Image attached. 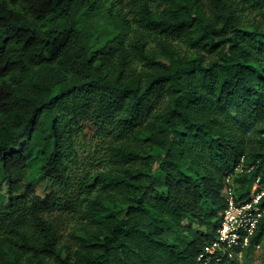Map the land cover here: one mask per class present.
<instances>
[{
	"label": "trees",
	"instance_id": "1",
	"mask_svg": "<svg viewBox=\"0 0 264 264\" xmlns=\"http://www.w3.org/2000/svg\"><path fill=\"white\" fill-rule=\"evenodd\" d=\"M0 168V264H203L264 176V0H0Z\"/></svg>",
	"mask_w": 264,
	"mask_h": 264
},
{
	"label": "built area",
	"instance_id": "2",
	"mask_svg": "<svg viewBox=\"0 0 264 264\" xmlns=\"http://www.w3.org/2000/svg\"><path fill=\"white\" fill-rule=\"evenodd\" d=\"M236 170L240 172L242 166H238ZM231 179L232 175H229L227 181L232 183ZM263 197L264 176L262 175H258L252 184L251 198L242 203H237L233 188L230 187L228 204L218 228V238L207 244L198 256L203 264H228L231 260L225 258L227 251L233 257L236 246L249 244L258 222L264 218V205L261 204Z\"/></svg>",
	"mask_w": 264,
	"mask_h": 264
},
{
	"label": "rangeland",
	"instance_id": "3",
	"mask_svg": "<svg viewBox=\"0 0 264 264\" xmlns=\"http://www.w3.org/2000/svg\"><path fill=\"white\" fill-rule=\"evenodd\" d=\"M14 147V146H13ZM19 147V145L17 146ZM16 148V147H15ZM158 149H155L154 153H158ZM153 153V154H154ZM32 171H35V168L32 169ZM30 173V172H29ZM30 177L34 180L37 181L38 180V173H30ZM232 180V179H231ZM36 184V183H35ZM38 191L41 192L42 194H44V183H41L38 185ZM7 190H8V181L7 179L5 180V177L3 175V171L0 168V198L3 199L5 194H7ZM155 195V191H153L151 188H149L146 193H145V198H149L151 196ZM116 213L119 216H122L124 213V208L123 207H118L116 209ZM262 248H257L253 254L251 255V264H259L261 259H262ZM243 254L241 253V255H239V258L243 259Z\"/></svg>",
	"mask_w": 264,
	"mask_h": 264
}]
</instances>
